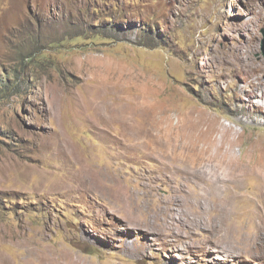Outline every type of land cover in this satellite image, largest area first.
<instances>
[{"label": "rangeland", "instance_id": "374dc122", "mask_svg": "<svg viewBox=\"0 0 264 264\" xmlns=\"http://www.w3.org/2000/svg\"><path fill=\"white\" fill-rule=\"evenodd\" d=\"M262 32L264 0H0V264H264ZM199 133L241 177L181 179Z\"/></svg>", "mask_w": 264, "mask_h": 264}, {"label": "bare ground", "instance_id": "6f19581e", "mask_svg": "<svg viewBox=\"0 0 264 264\" xmlns=\"http://www.w3.org/2000/svg\"><path fill=\"white\" fill-rule=\"evenodd\" d=\"M246 59H248V58H246ZM190 136H191V134H190ZM195 136H193V138L191 136V139H192L191 143H185L186 145L183 146L185 148L186 153L191 155V157H189L186 154V157L190 161V165L187 168L189 175L180 176V174H179L181 179H185V180H189V181L196 180L198 182L208 184V183L213 181V180H211V177H210V176H212L211 174L213 173L215 175H213L212 177L215 176L214 178L216 181L222 182L225 177H222L221 175H223V174L226 175L224 172L221 171L223 168L228 171V176L229 175L232 176L233 174H237V173H238L237 176L238 175L240 177L242 176V171L246 167L243 165L237 164L230 157L231 152H232L231 150H232V147L234 144V140L231 137H229V139L225 142V145H224L222 143L224 142L225 136L220 138L221 140L219 143H217L215 141L213 142L211 138H207V137L203 138L200 133L195 134ZM174 140H177L176 143L178 142L177 138L173 139L172 141H174ZM181 140L189 141L188 138H182ZM259 164H260L259 167L262 170H264V159L259 161ZM87 170L89 172H91L89 169H87ZM252 170H255V169L253 168ZM177 172H178V170L175 171V173H177ZM236 180L239 181L238 178ZM224 181H226V180H224ZM96 182H95V184L99 183V182L98 183H96ZM114 185H118V184H114ZM163 209L169 210L171 212L170 214H173L172 212H175V213L177 212V209H174V208L169 209L167 206ZM172 225H174V224H172ZM183 226H185V223L183 224ZM163 227L166 228L167 230H169V229H171L170 228L171 223H166ZM178 229H179V226H178ZM255 229H256L255 233L248 235V236H243L242 238H245L246 240H248V242L251 245H253L252 247L256 248L258 251L261 252L262 249L264 248V221H261L259 224H256ZM150 230H152V229H150ZM162 230H164V229L162 228ZM233 230H234L233 232H235V233L237 231L241 232V228L239 226H237ZM212 248H214V247H212ZM256 255H257V253H256Z\"/></svg>", "mask_w": 264, "mask_h": 264}, {"label": "trees", "instance_id": "16d2710c", "mask_svg": "<svg viewBox=\"0 0 264 264\" xmlns=\"http://www.w3.org/2000/svg\"><path fill=\"white\" fill-rule=\"evenodd\" d=\"M7 85V87H6V89L5 90H1L0 91V98H4L5 96H7L6 95V91L9 93L10 92V90L12 89V88H14V87H11L8 83L6 84ZM15 90V89H14Z\"/></svg>", "mask_w": 264, "mask_h": 264}, {"label": "water", "instance_id": "95a60500", "mask_svg": "<svg viewBox=\"0 0 264 264\" xmlns=\"http://www.w3.org/2000/svg\"><path fill=\"white\" fill-rule=\"evenodd\" d=\"M263 33V36H264V32H262ZM264 47V46H263Z\"/></svg>", "mask_w": 264, "mask_h": 264}]
</instances>
